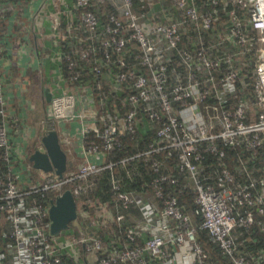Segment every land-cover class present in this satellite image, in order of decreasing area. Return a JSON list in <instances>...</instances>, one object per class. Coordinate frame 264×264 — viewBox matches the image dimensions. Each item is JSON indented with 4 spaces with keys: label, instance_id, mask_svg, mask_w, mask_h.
I'll list each match as a JSON object with an SVG mask.
<instances>
[{
    "label": "built area",
    "instance_id": "1",
    "mask_svg": "<svg viewBox=\"0 0 264 264\" xmlns=\"http://www.w3.org/2000/svg\"><path fill=\"white\" fill-rule=\"evenodd\" d=\"M113 1L121 15L112 12L104 17L90 9L93 0H74L73 9L83 10L79 16L76 11V21H66L58 11L48 16L60 46L65 86L52 91L37 147H43L41 138L49 129L79 120L85 157L80 165L68 167L63 177L49 171L44 180L22 178L17 169L28 157L25 145H16L17 157L13 154L9 121L17 115L9 111L5 89L13 57L6 51V38L0 36V264H90L65 262L62 250L67 245L55 243L49 232L51 199L77 179L83 181L71 190L75 197L83 195L93 186L89 179L109 169L116 221L125 224L124 210L139 204L140 198L122 188L116 168L121 166L132 178L139 159L149 161L158 153L162 157L151 160L156 173L151 184L163 205L155 214L152 209L142 212L147 225L156 215L152 235L137 242L136 223L141 222L133 220L126 225L120 248L105 251L96 232L73 236L70 244L100 252L98 264H173L176 257L178 264H209V252L197 236L200 228L209 232L232 264H255L264 251L252 254L242 249L238 228L250 232L259 226L264 231V164L254 162L264 146V0H213L232 7L229 32L219 33L209 44L204 31L212 29L217 10L201 11L196 0H170L178 16L163 15L150 26L145 21L154 0H142L140 8L136 0ZM185 29L192 32L190 42L196 48L182 44ZM225 40L244 49L229 51ZM255 42L256 78L250 90L258 110L251 121L245 103L228 109L223 102L241 76L245 81L235 55L250 51ZM247 89L246 83L243 90ZM139 131L155 138L145 149L124 154L125 136L135 137ZM59 132L74 163L75 148ZM230 147H241V152L227 159ZM168 182L195 190L198 224L177 196H165L163 184Z\"/></svg>",
    "mask_w": 264,
    "mask_h": 264
},
{
    "label": "crops",
    "instance_id": "2",
    "mask_svg": "<svg viewBox=\"0 0 264 264\" xmlns=\"http://www.w3.org/2000/svg\"><path fill=\"white\" fill-rule=\"evenodd\" d=\"M155 4L151 10L148 11L147 16L149 17L145 23L147 26H150L151 20H158L159 18L170 17L174 18L178 16V10L171 4L168 0H154ZM56 6V7H55ZM17 11L13 12L10 17L11 21L14 24L19 23L20 30L16 32V29H11L13 35L18 39L15 43L10 45V54L13 57L12 65H18L20 68L19 74H14L9 72L8 78L6 81V93L9 98V111L13 115H17V119H11L9 124L11 125V131L15 124V129L11 134L12 139L17 141V144L25 145V153L27 154L28 160L30 153L28 151L29 138H37L44 132L42 127V119L46 116V108L48 106L49 100L47 99V91H55L56 89H62L65 86V82L61 77L62 66H61V53L60 46L57 41V36L52 27L51 18L48 16H53V14H58L66 21H76L77 15L74 7V0H20L18 4ZM50 14V15H49ZM44 15V16H43ZM169 18V19H170ZM154 22V21H153ZM152 24V23H151ZM20 44V46H19ZM23 44V45H21ZM35 83L32 85L31 83ZM41 83V86L39 85ZM41 88V90H40ZM40 90V93L38 92ZM40 97V102L42 105V118L40 123H32L31 118L35 116V109L37 108V98ZM61 129L58 128L64 135L66 134L69 137L72 147L75 148L76 154L73 156L74 166L81 164V161L84 160V155L81 151V142L79 137V131L81 130V122L79 120H74L70 122H61ZM10 131V132H11ZM18 146H16L17 148ZM34 148V147H33ZM13 149V148H12ZM14 158L17 157L16 149H13ZM72 153L70 154V157ZM96 159V158H95ZM27 160V159H26ZM22 163L17 166V169H21L20 173L22 178L33 177L36 178L37 170L43 175L49 176L50 172H45L43 170L37 169L33 166V163ZM21 162V161H20ZM16 165L18 164L15 163ZM33 166V167H32ZM35 168V169H33ZM29 170V171H28ZM42 176V175H39ZM23 181H25L23 179ZM132 192V191H131ZM135 194V192H133ZM141 198L144 200V205L141 208L137 206L130 211L128 210L127 214L132 218V220H139L141 224H137L139 231V240L140 243L152 235L151 224H154L156 215L152 218L151 224H144L147 221L144 220L142 212L146 209L144 207L146 204H150L149 195H141ZM98 200V199H97ZM89 202L81 200L78 202V214L82 216L80 222H76L79 226V235L82 232H96L97 234L102 231V240L104 241V250L110 251L112 249L120 248L123 245L120 243L121 237H116V234L109 229L102 227L108 222L114 221L116 219V208L108 205ZM85 205L88 208H85ZM146 205V206H147ZM127 215V216H128ZM101 228H103L101 230ZM115 235V236H114ZM251 235H249L250 237ZM108 237V240H107ZM246 239L248 238L245 237ZM106 241V242H105ZM142 241V242H141ZM247 241L255 243L254 239L249 238ZM60 244L58 242H55ZM248 246L246 247V252ZM85 252V251H84ZM98 252V251H97ZM62 255L70 261V263L78 262L75 260L74 255L62 250ZM64 257V256H63ZM100 257V252L95 261H91L88 258V254L85 252V263L98 264ZM178 258L174 259L173 264H178ZM217 261L209 262V264H214ZM122 264H131L130 262H123ZM160 264V262H158Z\"/></svg>",
    "mask_w": 264,
    "mask_h": 264
},
{
    "label": "trees",
    "instance_id": "3",
    "mask_svg": "<svg viewBox=\"0 0 264 264\" xmlns=\"http://www.w3.org/2000/svg\"><path fill=\"white\" fill-rule=\"evenodd\" d=\"M142 0H136V6L140 8ZM170 1V0H168ZM20 3V0H0V36L6 38V47L7 52L10 51V45L15 43L18 37L16 38L11 29H16L18 32L20 30V26L17 24H14V22L11 21L10 17H12V13L19 10L18 4ZM197 5L199 6L201 11H214V9L217 10V19L213 22V26L211 30H206L205 32V38L206 43H211L214 39H216V36L219 33L225 34L229 32L230 27V16L229 11L231 9V5H226L223 1H220L219 3H213V0H196ZM91 10L101 13L104 17L108 13L115 12L119 15H121L120 9L117 7L116 3L113 0H105L103 2L99 0H93V7L90 8ZM242 14L246 17L248 15L247 9L243 8ZM78 12V16L80 15L81 11L83 10H76ZM74 29H79L78 27H74ZM248 31L251 34H255V30L252 28L251 25L247 26ZM82 31V30H81ZM83 32V31H82ZM79 33V32H78ZM192 35V32L187 31L185 29L184 36L182 40V44L190 45L191 47H197V44H194L190 42V36ZM66 41H63V44ZM226 48L229 51H238L241 49H244V47H238L237 45H234L231 41L225 40L224 41ZM257 44L256 42L253 44L252 49L250 51H241L235 55L237 61L239 62L240 67L242 68V75L245 76V81L243 80V76H241L236 82H235V90L233 92H229L226 94L225 100L223 102L224 107L228 109H233L236 107V105L240 103H245V106L248 108V112H251V121L256 120L258 107L255 103V97L253 92L250 90L251 85L253 84L255 78H256V61H257ZM173 67H170V70ZM11 72L14 74L20 73V68L18 65H12L10 68ZM247 83L248 89L246 91L243 90V86ZM98 92V91H96ZM98 101L99 98L97 97ZM13 130L10 132L12 133L15 127V124H13ZM92 134L89 135L91 137ZM155 138L153 133L146 132L143 133L142 131L138 132V135L135 137L131 135L125 136L126 141V149L124 151V154H132L138 151H141L145 149L150 141H152ZM241 152V147H230L227 148V159L229 157H236L238 153ZM155 157H162V154H154L149 161L139 159L137 161V170L134 173V177H128L126 175L125 169H123L121 166H118L116 168L117 177L120 179L122 188L127 191L135 192L138 198H140V203L132 204L130 206V211L134 207L141 208V206L144 205V200L141 198V195L148 194L150 204L152 205V210L155 214L157 210H160V208L163 205V198L160 197L157 194V191L153 184H151V180L155 176V172L152 168L151 160ZM209 160H213V158L210 156ZM1 162V160H0ZM255 165H261L264 164V146L260 149V154L257 156V159L254 160ZM35 169V168H34ZM182 175V174H181ZM111 171L109 169H105L97 174H94L92 178L89 179L92 180L93 186L88 188L89 190L84 193L83 195L76 197L77 203L81 200L85 201L86 203L89 202H95L97 200V203L100 204H106L108 206L115 207V193L112 188L111 184ZM83 180L77 179L73 182H69L66 185V188L73 189L74 185L78 182H82ZM163 192L165 196L167 195H175L179 198L180 204L183 206V208L193 216V219L196 224L200 222L199 215H197L196 212V192L192 188L187 189H178L175 184L172 183H165L163 184ZM46 193V192H45ZM51 197L55 196V193L52 191L47 192ZM79 205V204H78ZM147 205V204H146ZM146 207L150 208L149 205ZM85 208H88V206L85 205ZM128 209V210H129ZM128 210H124L126 212V215ZM79 218L76 221L77 223L82 220V215L79 213ZM131 216H127L125 224L119 225L116 221L108 222L105 225H102V227H105L114 232L116 234V237H121V245L125 243L126 238V225L127 224H134ZM103 228H101L102 230ZM239 231H242L241 233ZM238 236L241 240V248L246 250V247L248 246L247 251L251 252L252 254L263 250L264 251V231L260 229L259 226H255L252 228V230L249 231H243L241 227L238 228ZM100 237L104 239L102 236V231L99 233ZM249 235H251L249 237ZM115 236V235H114ZM197 236L198 239L202 242L203 246L207 249L209 252V262L214 261H220L222 264H232L229 257L222 253V250L218 243L211 237L209 232L205 229L198 228L197 230ZM248 238L246 239L245 237ZM249 238L254 239L255 243L247 241ZM139 233H138V239L137 242L140 243L139 240ZM245 239V241H244ZM108 240V237H107ZM243 241V242H242ZM104 242V241H103ZM106 242V241H105ZM142 242V241H141ZM64 256V260L66 263H70V261ZM255 264H264V258L261 260L255 262Z\"/></svg>",
    "mask_w": 264,
    "mask_h": 264
},
{
    "label": "water",
    "instance_id": "4",
    "mask_svg": "<svg viewBox=\"0 0 264 264\" xmlns=\"http://www.w3.org/2000/svg\"><path fill=\"white\" fill-rule=\"evenodd\" d=\"M46 94L47 99L50 100L51 92L47 91ZM83 101L86 107L85 96H83ZM41 139L43 147H34L29 155L33 166L45 172L55 171L59 177H63L65 170L73 165V161L69 159L68 152L63 146L59 130L51 128L43 134ZM50 203V231L56 236L78 218V203L70 188L51 199Z\"/></svg>",
    "mask_w": 264,
    "mask_h": 264
},
{
    "label": "rangeland",
    "instance_id": "5",
    "mask_svg": "<svg viewBox=\"0 0 264 264\" xmlns=\"http://www.w3.org/2000/svg\"><path fill=\"white\" fill-rule=\"evenodd\" d=\"M36 83H39V82H36ZM31 84L35 85V83H33V82ZM39 85L41 86V83H39ZM40 90H41V88H40ZM40 90L38 91L39 93H40ZM42 109L43 108H42V105L40 102V97H38L37 98V108L35 109V115H34L35 117L31 118L32 123H35V124L40 123L41 118H42V115H40V114H42ZM11 138H12V136H11ZM11 141H12L13 149H15L17 141L14 139H12ZM28 141H29V146H28L27 152L30 153L32 151L33 147H36L39 145L38 144L39 140L37 138H29ZM26 161L31 163L30 159L26 160ZM15 163H17V160H15ZM68 170L69 169H67L66 171H68ZM37 174L38 175H35L36 178H39L42 180H44L47 177V175L45 176V175L39 173L38 170H37ZM39 175H42V176H39ZM78 218H79V215H78ZM78 218L75 221H72L70 226L68 228L62 230L59 235H56V236L53 235L52 238H53L54 242H58L60 244H66L67 245L66 251L70 254H73L75 260H77L78 262L85 263L86 259H85V252H84L83 245L82 244H74V245L70 244L73 236H79V230L77 229L79 226L76 224V221L78 220ZM49 232L51 233L50 229H49ZM86 254H88V258L91 261H95L97 256H98L97 251H88V252H86Z\"/></svg>",
    "mask_w": 264,
    "mask_h": 264
}]
</instances>
